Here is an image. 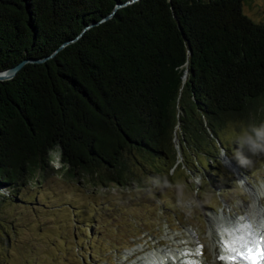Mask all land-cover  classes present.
I'll list each match as a JSON object with an SVG mask.
<instances>
[{"label":"trees","instance_id":"obj_1","mask_svg":"<svg viewBox=\"0 0 264 264\" xmlns=\"http://www.w3.org/2000/svg\"><path fill=\"white\" fill-rule=\"evenodd\" d=\"M128 1L0 0V72L69 42L0 81V195L56 158L95 187L171 182L229 157L264 105V20L243 0H136L102 22Z\"/></svg>","mask_w":264,"mask_h":264},{"label":"rangeland","instance_id":"obj_2","mask_svg":"<svg viewBox=\"0 0 264 264\" xmlns=\"http://www.w3.org/2000/svg\"><path fill=\"white\" fill-rule=\"evenodd\" d=\"M242 7L262 23L264 0H243ZM261 124L264 105L255 102L231 128L229 157L221 158L223 148L219 162L201 159L194 173L178 171L167 183L95 187L63 176L52 162L55 172L0 195V264H157L154 255L180 245L208 251L212 219L244 217L254 190L264 207V154L252 157L249 168L232 159L239 136Z\"/></svg>","mask_w":264,"mask_h":264},{"label":"bare ground","instance_id":"obj_3","mask_svg":"<svg viewBox=\"0 0 264 264\" xmlns=\"http://www.w3.org/2000/svg\"><path fill=\"white\" fill-rule=\"evenodd\" d=\"M253 190V189H252ZM253 193V192H251ZM261 196L258 192L254 190L252 194V201L247 206V212L244 217H235L229 214L230 219L227 218L225 221L220 219H212V226L210 227V240H209V250L204 246H200L199 243H193L192 245H180L177 249H170L162 251L154 255L153 259H157V264H222L218 259V252H221V249L218 247L217 243V233L221 231L222 226L233 227L236 224L241 222H247L250 218L251 222L256 226V237L261 235V229H264V207ZM233 221V222H232ZM242 235H247L243 233ZM254 237V238H256ZM193 242H200L201 240L196 237V234L192 232ZM201 243V242H200ZM161 251V250H160ZM202 252V256L200 253ZM207 254H210L212 257L211 261L207 260ZM227 255L226 253H224ZM141 264H150L148 261H140ZM242 264V262H241Z\"/></svg>","mask_w":264,"mask_h":264},{"label":"snow or ice","instance_id":"obj_4","mask_svg":"<svg viewBox=\"0 0 264 264\" xmlns=\"http://www.w3.org/2000/svg\"><path fill=\"white\" fill-rule=\"evenodd\" d=\"M261 233L256 237V226L250 218L231 228L222 226L217 233V243L221 249L218 259L222 264H264V229H261Z\"/></svg>","mask_w":264,"mask_h":264},{"label":"clouds","instance_id":"obj_5","mask_svg":"<svg viewBox=\"0 0 264 264\" xmlns=\"http://www.w3.org/2000/svg\"><path fill=\"white\" fill-rule=\"evenodd\" d=\"M238 147L232 152L234 159L241 168H249L253 164L252 157L264 154V124L250 125L236 141ZM227 153H222L221 158ZM58 158H56L55 163ZM60 164V163H58Z\"/></svg>","mask_w":264,"mask_h":264},{"label":"water","instance_id":"obj_6","mask_svg":"<svg viewBox=\"0 0 264 264\" xmlns=\"http://www.w3.org/2000/svg\"><path fill=\"white\" fill-rule=\"evenodd\" d=\"M133 1H136V0H133ZM133 1H128V2H125V3H120V4H118V5L115 7L114 11H113L111 14H108V15L105 17V19L102 20V22L105 21V20L108 19V18L113 17V14H115L116 11H117L118 9H120V7H122V6H126V5H129V4H131V2H133ZM93 24H96V22H93L92 25H93ZM92 25H91V26H92ZM89 27H90V26H89ZM89 27H86V29L89 28ZM86 29H85V30H86ZM85 30H84V31H85ZM80 35H81V34H80ZM80 35H79V36H80ZM66 44H69V42H68V41L64 42V44H63V45H62V46H61L56 52H58V51H60L61 49H63L64 46H65ZM56 52H53L51 55H49V57H46V58L43 59V60H40V59H37V58H36V59H26V58L23 59L21 63L15 65V66H13V67L8 68V70H6V71L0 72V81H8V79H10V78H14V77L18 74V72L22 69L23 65H25V64H28V63H36V62H40V63L45 62L47 59H49L50 57H52ZM219 146H221V143H219Z\"/></svg>","mask_w":264,"mask_h":264}]
</instances>
